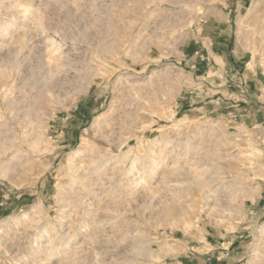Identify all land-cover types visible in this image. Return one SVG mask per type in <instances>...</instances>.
Wrapping results in <instances>:
<instances>
[{"label": "rangeland", "instance_id": "1", "mask_svg": "<svg viewBox=\"0 0 264 264\" xmlns=\"http://www.w3.org/2000/svg\"><path fill=\"white\" fill-rule=\"evenodd\" d=\"M263 22L0 0V264H264Z\"/></svg>", "mask_w": 264, "mask_h": 264}, {"label": "bare ground", "instance_id": "2", "mask_svg": "<svg viewBox=\"0 0 264 264\" xmlns=\"http://www.w3.org/2000/svg\"><path fill=\"white\" fill-rule=\"evenodd\" d=\"M261 23H262V22H261ZM263 24H264V22H263ZM263 24H262V25H263ZM263 26H264V25H263ZM262 28H264V27L261 26L260 29L262 30ZM261 30H260V32H262L264 29H263L262 31H261ZM255 33H256V32H255ZM262 33H263V32H262ZM262 35L264 36V33H263ZM262 35H261V36H262ZM262 40H263V39H262ZM261 42H262V41H261ZM263 42H264V41H263ZM97 158H98V157H96V156H93V157L91 156L90 161L93 162L95 159L97 160ZM98 171H99V170H98ZM95 172H96V171H95ZM96 175H97V174H96Z\"/></svg>", "mask_w": 264, "mask_h": 264}]
</instances>
